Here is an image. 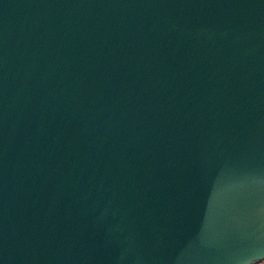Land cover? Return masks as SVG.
Here are the masks:
<instances>
[{"label":"water","instance_id":"obj_1","mask_svg":"<svg viewBox=\"0 0 264 264\" xmlns=\"http://www.w3.org/2000/svg\"><path fill=\"white\" fill-rule=\"evenodd\" d=\"M264 260V0H0V264Z\"/></svg>","mask_w":264,"mask_h":264},{"label":"rangeland","instance_id":"obj_2","mask_svg":"<svg viewBox=\"0 0 264 264\" xmlns=\"http://www.w3.org/2000/svg\"><path fill=\"white\" fill-rule=\"evenodd\" d=\"M252 264H264V260L254 262V263H252Z\"/></svg>","mask_w":264,"mask_h":264}]
</instances>
